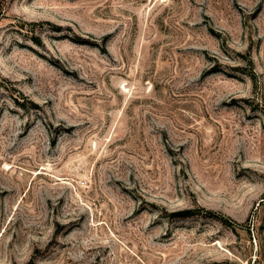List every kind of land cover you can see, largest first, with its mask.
Returning a JSON list of instances; mask_svg holds the SVG:
<instances>
[{
  "label": "rangeland",
  "instance_id": "1",
  "mask_svg": "<svg viewBox=\"0 0 264 264\" xmlns=\"http://www.w3.org/2000/svg\"><path fill=\"white\" fill-rule=\"evenodd\" d=\"M0 264H264V0H0Z\"/></svg>",
  "mask_w": 264,
  "mask_h": 264
},
{
  "label": "trees",
  "instance_id": "2",
  "mask_svg": "<svg viewBox=\"0 0 264 264\" xmlns=\"http://www.w3.org/2000/svg\"><path fill=\"white\" fill-rule=\"evenodd\" d=\"M192 212H193V210L187 209V210H183V211H181L179 213H180V215H186V216H188V215L192 214Z\"/></svg>",
  "mask_w": 264,
  "mask_h": 264
}]
</instances>
